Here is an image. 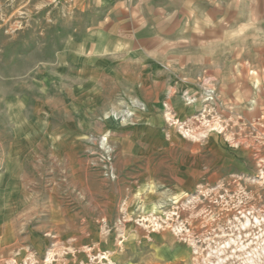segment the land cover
I'll use <instances>...</instances> for the list:
<instances>
[{"label": "rangeland", "instance_id": "1", "mask_svg": "<svg viewBox=\"0 0 264 264\" xmlns=\"http://www.w3.org/2000/svg\"><path fill=\"white\" fill-rule=\"evenodd\" d=\"M86 20L72 0H0V264H264V117L235 119L242 105L227 102L211 73L194 71V92L183 93L184 101L201 97L200 117L220 116L225 152L232 154L237 138L238 147L254 148L253 162L223 169L216 184L203 179L193 194L171 187L124 207L114 194L126 193V167L139 153L120 154L123 139L113 132L124 137L150 105L127 79L85 69L83 36L93 26ZM256 24L254 31H263L261 17ZM254 87L264 94V82ZM200 117L189 118L190 133ZM165 122L173 146L162 161L179 176L189 127ZM139 225L166 229L177 255L189 244L190 259L173 260L148 240L124 245L125 236L147 234Z\"/></svg>", "mask_w": 264, "mask_h": 264}, {"label": "crops", "instance_id": "2", "mask_svg": "<svg viewBox=\"0 0 264 264\" xmlns=\"http://www.w3.org/2000/svg\"><path fill=\"white\" fill-rule=\"evenodd\" d=\"M72 1L75 8L85 12L87 23L93 25L83 36L82 50L88 57L85 69L101 70L113 80L127 79L138 87V96L150 105L143 123L127 131L124 137L113 132L123 139L120 154L139 153L134 164L126 167L129 177L123 181L126 193L114 194L116 198H125L124 207L131 208L141 200L157 199L159 192L168 194L171 187L180 189L181 195L193 194L195 185L203 179L216 184L222 178L223 169L249 167L254 148L238 147L235 138L236 148L228 155L216 129L220 116L219 120L213 118L212 121L201 118V97L196 96V102L189 105L183 93L194 92L192 73L204 69L216 79L228 103L242 105L236 107L239 114L233 116L235 119L240 115L246 121L255 116L258 119L259 115L264 117V108L252 105L255 96L264 103V94L258 96L254 87L264 82V29L254 31L259 18L264 20V0ZM255 39L261 40V45L255 47L252 43ZM254 55L259 56L257 60ZM195 114L199 115L201 124L190 133L189 118ZM166 119L187 121L189 127L186 135L181 136L187 158L182 161L184 170L179 176L169 172L167 168L171 170V166L167 167L162 161L173 146L172 127L167 125ZM261 129L264 144V125ZM224 152L228 159L223 158ZM240 156L245 158L239 160ZM262 162L261 167H264V160ZM143 203L140 208L145 210ZM141 226V231L147 232L142 234L144 239L125 236L121 242L125 245L148 240L156 249L169 252L173 260L190 259L189 244L183 245L187 247L183 249L186 254L177 255L173 251L176 243L172 236L168 237L166 229L150 230ZM126 231L125 224L123 232Z\"/></svg>", "mask_w": 264, "mask_h": 264}, {"label": "built area", "instance_id": "3", "mask_svg": "<svg viewBox=\"0 0 264 264\" xmlns=\"http://www.w3.org/2000/svg\"><path fill=\"white\" fill-rule=\"evenodd\" d=\"M110 158H108V160H109Z\"/></svg>", "mask_w": 264, "mask_h": 264}]
</instances>
